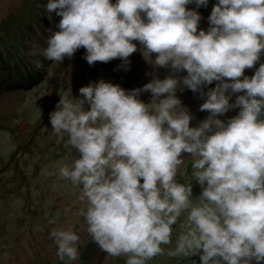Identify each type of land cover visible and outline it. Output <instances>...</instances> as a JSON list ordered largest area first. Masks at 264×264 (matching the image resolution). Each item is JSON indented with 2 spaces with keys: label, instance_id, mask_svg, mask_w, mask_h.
Instances as JSON below:
<instances>
[{
  "label": "clouds",
  "instance_id": "9594fccd",
  "mask_svg": "<svg viewBox=\"0 0 264 264\" xmlns=\"http://www.w3.org/2000/svg\"><path fill=\"white\" fill-rule=\"evenodd\" d=\"M207 5L208 0L45 5L60 17L58 30L47 29L46 47L40 48L47 60L62 63L83 48L90 66L119 59L117 67L127 70L138 42L154 70L142 88L126 90L104 79L89 83L79 97L59 96L49 113L53 133L66 134L77 153L70 162L57 161V170L80 190L89 237L126 264H147L173 243L169 257L264 264V0H218L209 27L198 30L196 9ZM36 67H42L39 61ZM157 68L169 74L161 79ZM253 68L252 76L244 75ZM184 88L198 92L204 99L199 110L209 113L195 127L177 96ZM146 92L147 103L140 98ZM233 94L239 95L230 103ZM236 108L237 115L218 118ZM185 153L192 171L181 183L176 177L186 175ZM192 180L202 189L195 199ZM50 236L60 260H79L80 237L71 227L53 228Z\"/></svg>",
  "mask_w": 264,
  "mask_h": 264
},
{
  "label": "rangeland",
  "instance_id": "374dc122",
  "mask_svg": "<svg viewBox=\"0 0 264 264\" xmlns=\"http://www.w3.org/2000/svg\"><path fill=\"white\" fill-rule=\"evenodd\" d=\"M47 2L0 0V264H68L67 258L57 257L50 233L53 228L69 227L80 237L79 260L75 264H123L124 257H108L91 240L84 216L80 215L84 205L79 200V188L59 177L57 161L70 162L77 153L67 144L66 134L61 138L53 133L49 113L55 109L59 96L79 97V89L89 83L104 79L126 90L142 88L153 78L150 73L154 70L144 61L138 42H134L138 51L129 58L127 70L117 67L122 63L119 59L90 66L83 58V48L62 63L47 60L40 48L46 47L50 34L46 30H58L60 20L46 11ZM217 2L208 0L207 7L196 9L201 16L198 30H207L208 17ZM187 7L194 9L195 4ZM37 61L42 65L39 69ZM254 71L255 68L246 69L244 75L250 77ZM155 74L163 79L169 69L157 68ZM215 84L214 81L204 91ZM236 95L239 94L232 95L230 103ZM177 96L193 117L191 127L209 115L199 110L204 99L198 92L178 89ZM140 98L147 103L151 93H142ZM238 112L239 108L232 109L218 118L227 120ZM183 155L188 163L186 175L178 173L176 177L181 183L190 179L192 171L188 168L190 154ZM191 183L195 199L202 189L195 180ZM162 247L165 254L147 264H200L198 255L169 257L167 249L174 247V243Z\"/></svg>",
  "mask_w": 264,
  "mask_h": 264
},
{
  "label": "trees",
  "instance_id": "16d2710c",
  "mask_svg": "<svg viewBox=\"0 0 264 264\" xmlns=\"http://www.w3.org/2000/svg\"><path fill=\"white\" fill-rule=\"evenodd\" d=\"M40 73V72H39ZM188 168H192V164L190 163V165H188ZM123 264H126V260H122Z\"/></svg>",
  "mask_w": 264,
  "mask_h": 264
}]
</instances>
